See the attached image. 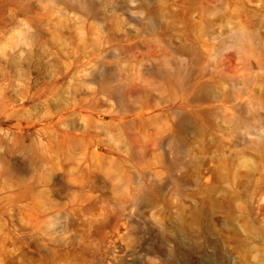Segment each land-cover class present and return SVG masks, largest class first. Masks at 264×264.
Masks as SVG:
<instances>
[{"label":"rangeland","instance_id":"rangeland-1","mask_svg":"<svg viewBox=\"0 0 264 264\" xmlns=\"http://www.w3.org/2000/svg\"><path fill=\"white\" fill-rule=\"evenodd\" d=\"M0 264H264V0H0Z\"/></svg>","mask_w":264,"mask_h":264}]
</instances>
